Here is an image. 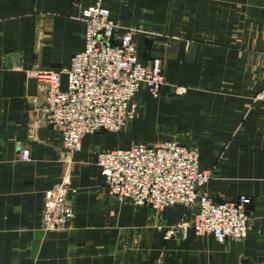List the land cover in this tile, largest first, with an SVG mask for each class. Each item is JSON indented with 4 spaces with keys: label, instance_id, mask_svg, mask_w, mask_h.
Returning <instances> with one entry per match:
<instances>
[{
    "label": "crops",
    "instance_id": "0c3cea01",
    "mask_svg": "<svg viewBox=\"0 0 264 264\" xmlns=\"http://www.w3.org/2000/svg\"><path fill=\"white\" fill-rule=\"evenodd\" d=\"M101 1L117 35L136 30L139 59L162 57L165 82L158 97L138 89V113L121 133H86L71 152L45 120L44 91L28 73L66 66L82 49L79 10L71 0H0V264H264V99L255 98L264 0ZM180 85L186 90L176 94ZM160 139L197 148L212 199L251 197L253 227L243 239L219 242L190 228L166 240L183 205L155 211L107 192L96 152ZM63 178L74 215L43 229V192Z\"/></svg>",
    "mask_w": 264,
    "mask_h": 264
},
{
    "label": "built area",
    "instance_id": "2783aa9c",
    "mask_svg": "<svg viewBox=\"0 0 264 264\" xmlns=\"http://www.w3.org/2000/svg\"><path fill=\"white\" fill-rule=\"evenodd\" d=\"M71 3L85 25L82 49L71 55L66 66L32 70L28 75L44 91L41 111L45 120L57 126L63 146L73 152L80 149L86 133L120 130L138 113V89L143 85L151 96L158 97L165 79L162 57L139 59L136 30L127 27L117 35L118 23L101 0ZM185 90V86L175 87L176 94ZM255 98L264 99V79ZM19 157L27 159L29 150L21 148ZM95 163L107 192L119 201L147 205L155 211L173 204L184 206V214L166 228V240L184 236L190 228L196 235H211L219 242L239 240L253 227L250 196L240 193L233 199L216 201L208 195L210 172L200 167L195 147L175 139L137 142L99 150ZM69 191L74 189L66 178L44 190L43 229H61L72 219Z\"/></svg>",
    "mask_w": 264,
    "mask_h": 264
},
{
    "label": "rangeland",
    "instance_id": "374dc122",
    "mask_svg": "<svg viewBox=\"0 0 264 264\" xmlns=\"http://www.w3.org/2000/svg\"><path fill=\"white\" fill-rule=\"evenodd\" d=\"M120 130H118V132H119ZM119 133H121V132H119Z\"/></svg>",
    "mask_w": 264,
    "mask_h": 264
}]
</instances>
